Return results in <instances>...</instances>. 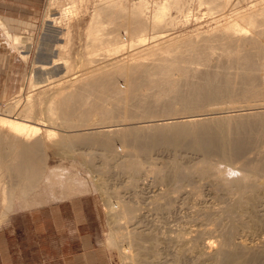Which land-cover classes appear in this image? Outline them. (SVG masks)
<instances>
[{
    "label": "bare ground",
    "instance_id": "6f19581e",
    "mask_svg": "<svg viewBox=\"0 0 264 264\" xmlns=\"http://www.w3.org/2000/svg\"><path fill=\"white\" fill-rule=\"evenodd\" d=\"M200 1L223 10L231 0ZM147 7L145 0L95 3L85 29L84 56L75 60H69V30L52 24L56 27V47L53 46L48 60H37L42 68L47 64L55 66L50 74L47 73V79L58 81L42 109L44 115L34 114L41 109L28 92L18 114L11 111L17 101L0 112V174L7 178L0 180V217L12 210L14 198L19 201L39 187L45 168L44 139L51 147L68 153L84 148L83 153L88 157L94 155L92 148H97L101 150V157L113 160L131 182L145 170L168 185L169 191L153 197L155 207L170 206L174 201L172 193H179L184 184L194 185L195 176L212 177L218 187L234 195L235 201L222 204L220 212L211 217L214 224H220L221 219L224 223L214 239L203 243L207 255L213 264H231L240 258L250 264H264V253L250 250L234 239L236 228L245 225L236 216V210L248 213L253 226L264 223V194L257 195L264 185V139L258 155L246 156L248 148L256 145L264 134V63L255 61V56L264 55V44L259 38L262 32L251 33L248 46L242 47L240 52L235 51L240 48L239 43L247 42L244 37L248 35V26L262 24L264 0H251L249 7L224 17L223 22L205 31L202 39L215 42L210 47L215 45L212 48L219 49L217 55L211 53L213 51H203L199 58L205 70L200 71L195 80L183 77L176 85H171L167 74L171 66L183 61L175 55L178 42L192 43L191 38L186 35L166 38L159 34L152 36L157 37L154 43L146 45L145 41L147 30L155 33L166 28L172 18L168 12L171 7L178 12L183 5L181 0H156L149 16L146 15ZM76 8V4H72L59 11L72 15ZM45 16L52 17L49 21H57L51 13ZM7 36L15 48L27 45L18 34ZM127 47L136 50H129L131 53L126 59L113 58ZM28 48L29 43L26 50ZM251 48L259 51L252 53ZM21 51L23 56L27 55V51ZM234 60L242 64L238 76L231 70ZM70 71L75 72L63 79L70 76ZM35 82L30 79L29 87ZM250 97H262V101L243 107L242 104L232 105L241 98ZM47 124L51 126L43 131L41 126ZM77 144L82 146L76 147ZM157 146L172 149L189 146L198 157L190 163L174 154L158 164L152 155ZM89 169L100 174L90 166ZM228 170L234 174L228 176ZM258 206L263 212L256 211ZM109 211L115 223H120L121 219L124 223L130 222L135 216V206L121 197L109 204ZM106 238L111 246L119 244L124 258L137 264H146L147 254H157L155 234L129 229L127 225L114 228ZM196 238L194 235L189 241L194 242ZM176 239L187 240L181 234ZM184 250L182 245L176 260Z\"/></svg>",
    "mask_w": 264,
    "mask_h": 264
},
{
    "label": "rangeland",
    "instance_id": "374dc122",
    "mask_svg": "<svg viewBox=\"0 0 264 264\" xmlns=\"http://www.w3.org/2000/svg\"><path fill=\"white\" fill-rule=\"evenodd\" d=\"M134 1L137 0H125L126 3ZM145 1L148 6L146 15L149 16L153 9V2L156 0ZM98 2L100 0H0V20L3 22L0 24V112L7 110L8 105L17 101L11 111L18 114L21 108L20 104L24 103L26 95L32 94V99L41 109V112H34V114L37 116L44 115L42 109H44L47 99L58 81H53V78L47 79L48 74L52 72L55 66L47 64L46 67L42 68L37 60H48L52 50L56 47L54 36L56 27L52 24L57 25V28L64 27L69 30V60L82 58L85 53V29L92 7ZM181 3L183 7L178 12L173 7L168 10L172 18L166 28L155 33L152 30H147L145 41L146 45H150L157 38H152V36L159 34L165 35L166 38L185 35L191 38L192 43L178 42L177 44L179 49L175 55L183 58V61L180 60L170 67V73L167 74V77L171 85H176L183 80V77L187 78V76L190 80H195L197 74L199 75L200 71L205 70L206 66L203 65V60L199 58L200 54L203 51H213L211 53L214 54L219 51V49L212 48L215 45L210 47L215 44L213 40L202 39L205 31H209L216 23L223 22L224 17H229L236 11L249 7L251 0H231L223 10L219 9L220 7H212L210 3L205 1L181 0ZM72 4L77 6L75 11H72V15L60 14L62 8ZM46 13L53 14L57 21H49L52 20V17H46ZM147 20L150 21V18L147 17ZM259 23H254L252 26L247 25L249 27L248 35L244 37L247 42L239 43L240 48L235 51L240 52L242 47L246 48L249 35L251 33L257 35L259 31L262 32L259 38L264 44V15L262 24L258 25ZM8 34L22 36L24 43L27 45L29 43L28 50H26L27 45L15 48L10 39L7 38ZM28 37L30 38L28 39ZM22 48L27 51L26 56L22 55L24 53L21 51ZM129 50L134 52L136 49L127 47L119 53L120 56L117 54L113 58L126 59L125 57L132 52ZM251 51L255 53L259 50L258 48H251ZM255 61L263 64L264 55L255 56ZM241 67L242 64L236 63L234 60L231 67L233 74L240 75ZM75 71H70L68 73L70 76L63 79L70 78L72 72ZM30 79L36 81L32 87H29ZM42 92L44 93L42 94ZM260 98L262 97L241 98L239 101L233 102L232 105L242 104L243 107L248 103L254 104L262 101ZM32 121L35 120L32 119ZM50 126L47 124L41 127L44 131ZM263 136L264 134L257 140L258 144L256 143V145L258 147L253 144L248 148L247 157L251 158L252 156L253 158L256 156L255 154L258 155L262 145L261 141L264 139ZM43 144L45 168L39 187L19 201L14 198L12 210L6 216L0 217V264H54L52 259L60 253V249L63 256H75L74 258L71 256L72 261L68 260L66 264H137L135 261L123 257L119 244L111 246L107 242V235L114 228L124 225H127L129 229L135 228L155 234L158 238L155 245L157 254L156 256L151 253L147 254L145 256L146 264H213L203 247V243L216 237L224 220L221 219L220 224H214L211 217L220 212L223 205L234 202L235 199L234 195L226 193L223 188L218 187L217 182L212 177L200 178L195 176L194 185L184 184L179 193H172L174 201L170 206L167 208L155 207L152 202L153 197L163 191H169L168 185L160 182L155 174L143 170L144 172L140 173V177L131 182L126 172L113 160H104L100 155L101 150L97 151V148H92L94 155L88 157L83 153L82 149L84 148L68 153V151L51 147L48 140L44 139ZM80 146L82 144L76 145V147ZM119 149L120 146L117 147V150ZM171 149L167 146L155 147L152 151L153 161L161 164L167 159L169 160L172 155L177 154L179 159L191 163L198 157V153L189 146ZM88 165L98 170L100 174L90 171ZM226 173L228 176L234 174L231 170L226 171ZM5 178L3 174H0L1 181H4ZM261 191L259 190L257 195L264 194V185L261 187ZM120 197L135 206V216L130 222L124 223L121 219L120 223H115L111 218L109 204ZM262 210L259 206L256 208L258 212ZM235 213L245 223V225L236 228L235 241H240V243L245 244L243 246L250 250L264 253V223L253 226L248 213L244 214L241 210H236ZM54 228L57 229L55 232ZM180 234L187 240H177L176 237ZM194 235H197L196 241H189ZM180 245H183L185 250L176 260V253L181 247ZM231 264L250 263L246 259L240 258Z\"/></svg>",
    "mask_w": 264,
    "mask_h": 264
},
{
    "label": "crops",
    "instance_id": "0c3cea01",
    "mask_svg": "<svg viewBox=\"0 0 264 264\" xmlns=\"http://www.w3.org/2000/svg\"><path fill=\"white\" fill-rule=\"evenodd\" d=\"M57 229H55L54 228V232L56 231ZM55 238V237H54ZM60 242V241H59ZM60 244H61V242H60ZM60 251V253L59 254H57V255H55L54 257H53V259H52V261H53V263L54 264H66V262L68 261V260H70V261H72V257L71 256H73V255H62L61 253V249L59 250ZM75 256H73V258H74Z\"/></svg>",
    "mask_w": 264,
    "mask_h": 264
},
{
    "label": "built area",
    "instance_id": "2783aa9c",
    "mask_svg": "<svg viewBox=\"0 0 264 264\" xmlns=\"http://www.w3.org/2000/svg\"><path fill=\"white\" fill-rule=\"evenodd\" d=\"M263 80H264V69H263Z\"/></svg>",
    "mask_w": 264,
    "mask_h": 264
}]
</instances>
